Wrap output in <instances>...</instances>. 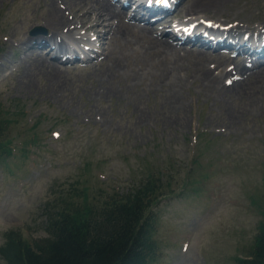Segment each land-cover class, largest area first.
<instances>
[{
  "label": "rangeland",
  "instance_id": "obj_1",
  "mask_svg": "<svg viewBox=\"0 0 264 264\" xmlns=\"http://www.w3.org/2000/svg\"><path fill=\"white\" fill-rule=\"evenodd\" d=\"M67 1L0 0V105L10 111L7 136L14 147L0 160V264H8L9 253L1 248L9 232L18 230L30 241L45 237L46 212L59 199L77 201L86 194L102 200L126 192L144 177L150 163L163 171L162 181L172 182L171 193L152 206L159 252L153 264H238L235 257L253 245L263 218L264 95L250 88L243 93L219 87L210 91L201 83H206L203 75L201 81L170 87L167 81H156V69L136 85L124 82L125 71L145 72L139 47L126 49L132 59L119 57L114 67L120 78L113 82L118 97H100L98 90L106 85L95 80L97 71L123 52L119 47L112 57L102 56L94 70L82 67L96 63L92 57L58 63L55 74L30 65L29 59L19 64L29 53L15 41L22 34L44 37L50 31L33 17L47 9L71 17L73 1ZM179 14L185 15L183 10ZM208 14L205 18L226 25L236 19L249 32L247 25L264 22V0H232ZM95 45L105 47L98 39ZM238 76L224 77L222 83L230 86ZM102 78L106 82L109 77ZM63 82L71 87L57 88ZM139 84L142 102L135 104L134 91L127 94L125 86ZM174 97L176 109L171 106Z\"/></svg>",
  "mask_w": 264,
  "mask_h": 264
},
{
  "label": "bare ground",
  "instance_id": "obj_2",
  "mask_svg": "<svg viewBox=\"0 0 264 264\" xmlns=\"http://www.w3.org/2000/svg\"><path fill=\"white\" fill-rule=\"evenodd\" d=\"M72 1L73 12L71 17L64 15L61 9H59L62 11L61 14L52 13L51 10L47 9L33 17L35 20L42 21L50 31L44 37L22 34L15 41L19 45L18 48L24 49L23 53L26 51L29 53L20 60L19 64L29 59L30 65L34 63V67L37 65V68L51 69L55 74L59 73L58 63L69 64L80 61L79 52L88 54L89 51H93L98 56L97 62H90L82 66L84 69L91 67L93 69L94 65H99L102 61V56L106 58L110 55L112 57L115 47H119L123 52L121 51L117 59L112 60L105 69L97 71V79L95 80L101 85H106L102 90H98L100 97L103 94L118 97V91L113 89V82L120 80V78L114 67L118 63L119 57L132 59L125 52L126 49L134 51L139 47L141 53H138V56L141 69L146 67L145 72L141 70V72L137 71L128 75L125 71L128 79H123L124 82L132 81V85H136L146 73L156 69V81H167L172 84L170 87L175 85V87L181 88L184 83L193 79L201 81L203 75V80L206 83L202 81L201 83L205 87L208 86L210 91L217 90L219 87L218 91L233 90L243 93L250 88L251 91L262 92L261 95H264V84L260 88L261 81H264V31L259 27L257 28L258 24L264 25V22H257L255 26L247 25L250 32H246L243 31L240 21L236 19L230 20L228 22L230 24L226 25L209 17L205 18L209 12L212 11L215 14L220 9L225 8L226 4L228 5L232 0H189L187 5L181 6L186 16L183 15L180 18H187V20L189 17L194 18L199 20V23L196 26L192 25L189 30L182 31L181 34L158 33L148 22L151 14H154L152 16L158 19L177 0L169 2L158 0L148 5L139 3L138 10L130 17V22L125 20V7L115 0ZM184 1L181 0L182 4ZM181 11L177 10L176 13L179 14ZM174 16L169 13L165 14L162 21L172 22ZM204 21H208V25L205 26ZM78 24L84 26L86 30H94L98 42L105 47L101 49L89 38L79 37L75 33V30L79 28ZM231 51L236 53L234 57L230 56ZM85 61H91V57H87ZM246 62L250 64H246ZM94 72L92 71V74ZM233 74L241 75V78H235L230 86H225L222 83L223 78ZM105 75L109 77L106 82L102 78ZM151 79L155 80L153 76ZM67 85L66 82H63L57 88L65 91L71 87ZM170 87L169 90L173 92ZM125 89L127 94L131 90L134 91L133 103H140L142 98L140 84L137 87L125 86ZM55 90V86L49 89L51 96ZM174 98V100L171 99V104H173L171 106L176 109L178 98ZM243 114L245 117L246 113ZM144 116L141 115V118Z\"/></svg>",
  "mask_w": 264,
  "mask_h": 264
},
{
  "label": "trees",
  "instance_id": "obj_3",
  "mask_svg": "<svg viewBox=\"0 0 264 264\" xmlns=\"http://www.w3.org/2000/svg\"><path fill=\"white\" fill-rule=\"evenodd\" d=\"M8 113L0 105L1 161L12 152ZM165 192L160 176L151 170L126 192L107 194L102 200L86 194L77 201L63 197L46 212L47 236L30 241L18 230L11 231L1 251L9 253L8 264H153L158 240L152 206ZM262 210L253 245L235 257L238 264H264Z\"/></svg>",
  "mask_w": 264,
  "mask_h": 264
}]
</instances>
